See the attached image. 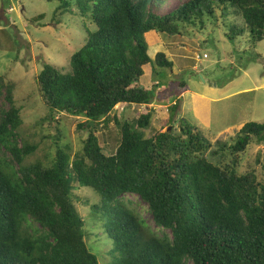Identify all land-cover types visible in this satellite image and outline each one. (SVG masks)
Returning a JSON list of instances; mask_svg holds the SVG:
<instances>
[{
    "label": "trees",
    "instance_id": "obj_1",
    "mask_svg": "<svg viewBox=\"0 0 264 264\" xmlns=\"http://www.w3.org/2000/svg\"><path fill=\"white\" fill-rule=\"evenodd\" d=\"M47 1H58L61 13H79L96 29H86L68 69L44 64L36 77L48 110L45 120L55 123L50 138L56 153L46 164L25 163L38 146L20 145L15 84L0 76V148L6 157L0 158V264H99L86 245V222L77 209L89 199L75 194L73 185L101 199L91 214L112 242L108 264H264V178L257 166L237 171L248 146L264 145V123H246L231 145L217 146L213 154L220 162L214 163L207 158L213 146L197 126L169 123L172 130L147 138L142 131L151 127L154 108L131 122L113 115L118 106L155 102L158 70L179 75L165 53L148 55V33L179 36L186 26L214 19L217 9H230L259 43L264 0H186L168 13H159L167 0ZM233 32L241 33L236 27ZM147 65L158 79L151 88L142 84ZM187 86L178 85L180 94ZM178 108H168L171 118ZM62 114L86 119L78 129L88 135L74 155L62 143L56 118ZM111 123L121 137L107 155L96 130ZM128 194L147 205L157 231L122 200Z\"/></svg>",
    "mask_w": 264,
    "mask_h": 264
},
{
    "label": "rangeland",
    "instance_id": "obj_2",
    "mask_svg": "<svg viewBox=\"0 0 264 264\" xmlns=\"http://www.w3.org/2000/svg\"><path fill=\"white\" fill-rule=\"evenodd\" d=\"M185 1L167 0L159 13H168ZM59 6L58 1L0 0V76L15 84L14 100L22 119L20 145L26 141L38 146L26 164L38 161L46 164L56 153L50 138L56 135L52 125L55 123L45 120L48 110L37 92V75L44 64L68 69L71 56L84 45L86 29H96L77 12L61 13ZM214 16V19L205 17L202 25L186 26L179 36L148 33L145 36L148 55L154 59L156 53H165L179 75L168 69L158 70L161 85L155 90V102L149 107L118 106L113 115L131 122L154 108L151 127L142 131L147 138L168 130L169 123L175 128L180 121L197 126L213 146L207 158L219 163L220 157L213 154L217 146L231 145L246 123H264V40L254 43L242 19L230 9L223 12L217 9ZM233 27L240 35H234ZM155 80L158 79H154L151 66L144 67L143 83L151 88ZM181 82L188 85L182 94L178 89ZM175 104L179 107L177 115L171 113V118L168 108ZM3 106L0 98V107ZM56 118L65 137L62 143L69 145L72 155L79 153L88 130H79L78 123L86 119L67 114ZM96 134L103 152L114 154L121 137L119 126L111 123L108 129L98 127ZM2 152L0 148V158H6ZM258 157L261 164L256 162ZM252 167L261 172L263 179L264 145L253 143L239 155L238 172ZM73 191L89 199V204L84 201L77 206L86 222V245L97 255L99 264H108L112 242L103 232L102 222L91 214V208L100 205L101 199L90 188L73 185ZM122 200L130 202V207L157 231L147 205L138 196L128 194Z\"/></svg>",
    "mask_w": 264,
    "mask_h": 264
},
{
    "label": "crops",
    "instance_id": "obj_3",
    "mask_svg": "<svg viewBox=\"0 0 264 264\" xmlns=\"http://www.w3.org/2000/svg\"><path fill=\"white\" fill-rule=\"evenodd\" d=\"M142 84H144V83H143V79H142ZM144 86H146V85L144 84ZM146 87H147V86H146ZM147 88H149V87H147Z\"/></svg>",
    "mask_w": 264,
    "mask_h": 264
}]
</instances>
